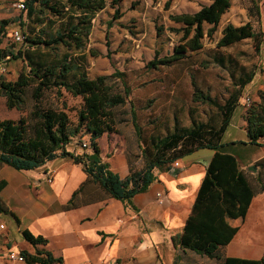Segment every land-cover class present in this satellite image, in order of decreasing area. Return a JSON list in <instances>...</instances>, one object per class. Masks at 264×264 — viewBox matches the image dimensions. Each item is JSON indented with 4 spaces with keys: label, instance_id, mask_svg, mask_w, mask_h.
<instances>
[{
    "label": "trees",
    "instance_id": "obj_1",
    "mask_svg": "<svg viewBox=\"0 0 264 264\" xmlns=\"http://www.w3.org/2000/svg\"><path fill=\"white\" fill-rule=\"evenodd\" d=\"M121 1L23 0L27 19L20 20L21 46L17 50L0 48V62L19 58L24 65L15 79L0 78V96L4 97L7 108L20 112L29 102L31 105L26 115L15 119L0 118V166L6 164L18 170L34 169L56 156H71L76 162H82L87 174L110 197L128 200L147 189L155 179L154 169H169L178 158L198 148L213 149L214 154L196 193L191 213L182 231L172 236L173 244L211 258L214 264H264V258L224 257L221 253V248L238 229L229 223V219L243 218L252 197L264 191V160L255 163L261 169L253 175L239 168L232 154L218 150L243 89L255 75L254 67L242 69L223 102L211 98L199 88L194 90V100L216 108V115L209 121H194L183 130L149 137L141 135L134 121L143 166H131L125 178L100 160L97 139L104 133L116 132L113 109L126 102L128 90L122 92L111 82V77L122 76L123 72L89 77L84 51L96 15L109 4L115 11L113 17H119L118 4ZM209 1L193 13L171 15L175 22L182 24L180 41L170 54L150 60L148 67L170 64L183 59L189 52L202 49L203 38L214 34L222 15L231 5V0ZM259 1L250 0L247 8L248 15L254 20H259ZM7 23V20H2L3 25ZM205 24L209 25L206 29ZM245 39H250L258 52L263 32L256 30L251 20L240 25L227 23L216 40V47H227ZM216 59L223 62L221 56ZM50 90L59 97L66 93L81 98L76 123L70 120L64 102L61 106L44 102ZM243 119L249 142L263 145L259 142L264 137L263 90H259L258 98L246 106ZM81 131L89 135L91 154L80 156L67 150L73 137ZM4 185L5 180H0V190ZM72 204L71 201L69 205ZM0 212L11 213L19 222L1 198ZM21 234L35 250L33 253L20 252L25 264L60 262V258L38 247L46 243L42 235H34L27 229H23Z\"/></svg>",
    "mask_w": 264,
    "mask_h": 264
},
{
    "label": "crops",
    "instance_id": "obj_2",
    "mask_svg": "<svg viewBox=\"0 0 264 264\" xmlns=\"http://www.w3.org/2000/svg\"><path fill=\"white\" fill-rule=\"evenodd\" d=\"M257 75L255 72L244 87L218 148L232 154L242 170L264 160V137L259 139L263 145L250 143L243 119L246 109L243 97L250 93L254 100L259 90L264 91V72L262 79L256 78ZM80 139L87 143L85 148L80 146ZM127 140L118 130L97 139L100 160L108 163L109 169L121 178L130 173L131 166H143L141 157V163L137 164L131 156L134 146ZM240 145L249 152H235ZM67 150L80 156L91 154L89 135L79 133L73 137ZM213 154V149L202 147L183 155L171 166L179 169L176 174L169 173L171 167L154 169L155 179L147 189L128 200L110 197L91 179L82 162H76L71 156H56L34 169L18 170L3 164L0 180H5V185L0 190V198L19 222L5 212H0V219L9 217L15 221L20 239L11 241L15 245L34 249L24 240L23 229L42 235L46 243L38 247L60 258L54 264H199V259L205 256L175 246L172 236L182 231ZM82 185V190L74 195ZM71 201L73 204L69 205ZM229 223L238 229L221 248L222 255L264 258V191L252 197L243 218L229 219ZM4 237L8 239L7 231ZM212 261L209 264H214Z\"/></svg>",
    "mask_w": 264,
    "mask_h": 264
},
{
    "label": "rangeland",
    "instance_id": "obj_3",
    "mask_svg": "<svg viewBox=\"0 0 264 264\" xmlns=\"http://www.w3.org/2000/svg\"><path fill=\"white\" fill-rule=\"evenodd\" d=\"M209 0H122L118 4L120 16L114 18V8L109 4L93 20L92 30L84 51V64L89 77L110 75L116 71L122 76L111 77V82L122 92L128 90L126 102L113 109L116 128L124 133L128 143L133 145L131 156L137 164L141 151L136 138L134 121L142 136H164L173 131L189 127L194 121H209L216 115L213 105L194 100L196 88L211 98L223 102L233 88L235 78L242 69L255 68L258 79L264 72V0L259 1V20L248 15L250 0H231L228 10L222 15L216 31L211 37L203 38L202 49L189 52L183 59L148 67L153 58H161L172 52L182 36V24L175 22L171 15L193 13ZM18 0H0V48L21 46L12 36L14 30L21 32L20 20H26L24 9L17 6ZM2 20H7L6 25ZM251 20L256 30L263 32V41L258 52L250 39H245L227 47H216V40L227 23L240 25ZM209 25L205 24V29ZM38 28V26H36ZM22 33V32H21ZM14 46V47H13ZM221 56L223 62L216 57ZM0 78L15 79L23 67L22 60L7 59L0 62ZM247 96L251 97L250 93ZM79 98V97H78ZM44 102L61 106L72 122L78 119L81 100L63 93L60 97L54 90L47 91ZM25 110L7 108L4 97L0 96V118H18L26 115ZM132 109L134 111H132ZM134 112V113H132ZM133 126V127H132ZM134 130V135L132 133ZM81 134H85L81 131ZM134 137L135 139H131ZM142 145H144L142 143ZM237 153H248L249 149L240 145ZM133 152V153H132ZM7 231L6 239H0V264H25L11 259L9 250H26L33 253L31 246L15 245L18 242L16 223L9 217L2 218ZM12 241V242H11ZM22 254V253H21ZM211 259L201 257L199 264H209ZM214 262V261H212Z\"/></svg>",
    "mask_w": 264,
    "mask_h": 264
},
{
    "label": "built area",
    "instance_id": "obj_4",
    "mask_svg": "<svg viewBox=\"0 0 264 264\" xmlns=\"http://www.w3.org/2000/svg\"><path fill=\"white\" fill-rule=\"evenodd\" d=\"M17 6H19L20 8H24L23 0H18ZM12 36L14 37L15 41H20V42L22 41L23 35L19 30H14L12 32ZM0 65H1V63H0ZM1 71H3V68H0V72ZM243 101H244V104L246 106H248L249 103L251 102V98L249 96H244ZM79 144L83 148H85L87 146V143L85 141H83L82 139L79 140ZM157 200L159 202L161 201V194L160 193L157 194ZM5 228H6L5 222L0 219V239L3 235ZM8 255L11 259L19 260V261H23V258H24L23 255L19 251L9 250ZM101 264H107V263H101ZM112 264H122V263L121 262H113Z\"/></svg>",
    "mask_w": 264,
    "mask_h": 264
},
{
    "label": "water",
    "instance_id": "obj_5",
    "mask_svg": "<svg viewBox=\"0 0 264 264\" xmlns=\"http://www.w3.org/2000/svg\"><path fill=\"white\" fill-rule=\"evenodd\" d=\"M257 169H258V166L255 164V163H253V164H251V165H248L247 167H246V171L247 172H251V173H254V174H256V172H257ZM178 168L177 167H171L170 168V170H169V173L170 174H176L177 172H178Z\"/></svg>",
    "mask_w": 264,
    "mask_h": 264
}]
</instances>
